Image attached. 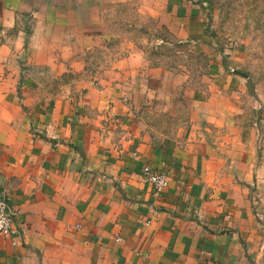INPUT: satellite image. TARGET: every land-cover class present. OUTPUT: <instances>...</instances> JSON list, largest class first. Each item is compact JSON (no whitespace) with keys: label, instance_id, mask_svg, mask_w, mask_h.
<instances>
[{"label":"crops","instance_id":"obj_1","mask_svg":"<svg viewBox=\"0 0 264 264\" xmlns=\"http://www.w3.org/2000/svg\"><path fill=\"white\" fill-rule=\"evenodd\" d=\"M116 1L0 0V193L20 233L0 234V264H264V145L242 139L223 95L157 130L143 106L168 75L132 52L99 82L44 92L42 69L79 74L105 46ZM74 82L85 93L66 94ZM146 165L169 174L163 193Z\"/></svg>","mask_w":264,"mask_h":264},{"label":"rangeland","instance_id":"obj_2","mask_svg":"<svg viewBox=\"0 0 264 264\" xmlns=\"http://www.w3.org/2000/svg\"><path fill=\"white\" fill-rule=\"evenodd\" d=\"M107 13L103 25L110 38L105 46L84 54L86 66L79 74L65 72L66 75L56 78L54 71H39L41 80L48 82L46 87L43 85L44 92L61 91L60 84L74 79L99 76V82L105 70L111 71L132 52L131 55H140L149 69L160 68L168 75L162 86L152 82L161 88L162 96L146 105L149 108L143 106V116L154 128L176 130L179 124H189L193 114L200 110V100L207 99L208 91L217 92L224 96L222 109H234L236 116L230 120L234 125L239 123L242 139L261 150L264 0H170L167 7L159 0H117ZM80 82L64 87L66 94L85 93ZM131 92L134 93L129 91L127 103L134 101ZM121 95L123 101V92Z\"/></svg>","mask_w":264,"mask_h":264},{"label":"built area","instance_id":"obj_3","mask_svg":"<svg viewBox=\"0 0 264 264\" xmlns=\"http://www.w3.org/2000/svg\"><path fill=\"white\" fill-rule=\"evenodd\" d=\"M143 173L154 188L157 195L163 193L170 185L169 174L164 170H157L146 165ZM16 211L11 204V199L4 193H0V234L8 237L18 236L19 230L15 225Z\"/></svg>","mask_w":264,"mask_h":264},{"label":"water","instance_id":"obj_4","mask_svg":"<svg viewBox=\"0 0 264 264\" xmlns=\"http://www.w3.org/2000/svg\"><path fill=\"white\" fill-rule=\"evenodd\" d=\"M246 77H248L246 74H244Z\"/></svg>","mask_w":264,"mask_h":264},{"label":"trees","instance_id":"obj_5","mask_svg":"<svg viewBox=\"0 0 264 264\" xmlns=\"http://www.w3.org/2000/svg\"><path fill=\"white\" fill-rule=\"evenodd\" d=\"M64 75H66V73Z\"/></svg>","mask_w":264,"mask_h":264}]
</instances>
